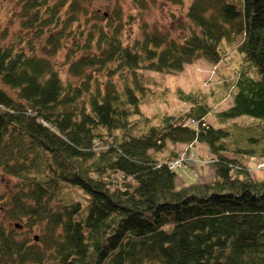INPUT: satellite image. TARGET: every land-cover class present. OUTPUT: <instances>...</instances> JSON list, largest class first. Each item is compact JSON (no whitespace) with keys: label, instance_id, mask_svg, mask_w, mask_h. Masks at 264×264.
<instances>
[{"label":"trees","instance_id":"1","mask_svg":"<svg viewBox=\"0 0 264 264\" xmlns=\"http://www.w3.org/2000/svg\"><path fill=\"white\" fill-rule=\"evenodd\" d=\"M86 1L18 0L25 36L0 30V172L17 179L0 187V264H264V171L240 160L264 156V0H192L180 38L148 29L128 42ZM69 38L76 82L52 60ZM224 42L243 65L217 118L256 121L245 138L206 125L207 106L183 92L191 111L134 119L142 71L221 56ZM194 142L207 146L213 177L179 185L176 157L158 153Z\"/></svg>","mask_w":264,"mask_h":264},{"label":"rangeland","instance_id":"2","mask_svg":"<svg viewBox=\"0 0 264 264\" xmlns=\"http://www.w3.org/2000/svg\"><path fill=\"white\" fill-rule=\"evenodd\" d=\"M191 1L184 0L182 4H175L168 0H87L85 4L93 15L95 12L100 14L108 12L115 18L116 23H122L121 37L124 42H128L142 36L148 29L167 31L170 36L180 38L188 32L190 20L187 18V10ZM229 1L238 4V0ZM21 15L22 7L18 0H0V30L7 31L10 40H19L25 36L26 30L21 29ZM91 21L97 22L96 19ZM181 25L183 28L180 27ZM28 37L32 43L39 45L37 39L31 35ZM77 42L83 43L84 39L79 38ZM73 44L74 40L71 38L66 40L52 60L65 80L68 78L76 82L77 80L68 72L69 63H66V53ZM74 53L77 56L84 54L78 50ZM242 65L243 58L237 51V45L224 42L221 56H214L211 59L200 58L171 73L142 71L143 90L138 91L141 98V113L134 115V119H140L141 124L149 122L150 125H156L165 115L179 116L191 111L195 105L192 101H184L180 98V93L183 92L197 99L198 103L207 106L208 114L204 117L206 125L215 128H229L235 136L245 138L250 133L249 129L246 131L245 128L255 125L256 121L242 117L222 123L217 118L218 113L233 104V83ZM99 77L104 79V74ZM193 127H197L196 122ZM244 138H242V144L245 145ZM258 153L260 152L257 151ZM171 156L176 157L172 164H175L174 168L180 175L179 185L209 182L212 179L211 154L205 144L194 142L192 145H174L169 143L166 149L158 153L159 159H168ZM228 156H232L231 153ZM240 160L258 175L264 171V156L246 155L240 157ZM15 182H17L16 178L2 175L0 172V187L3 192ZM20 231L26 233L27 229L22 228ZM26 234L34 237L38 232Z\"/></svg>","mask_w":264,"mask_h":264},{"label":"built area","instance_id":"3","mask_svg":"<svg viewBox=\"0 0 264 264\" xmlns=\"http://www.w3.org/2000/svg\"><path fill=\"white\" fill-rule=\"evenodd\" d=\"M188 123H189V124H190V123H193V121H190V122L188 121L186 124H188ZM174 166H175V164H174V163H173V164H171V168H174Z\"/></svg>","mask_w":264,"mask_h":264},{"label":"water","instance_id":"4","mask_svg":"<svg viewBox=\"0 0 264 264\" xmlns=\"http://www.w3.org/2000/svg\"><path fill=\"white\" fill-rule=\"evenodd\" d=\"M35 239H38V237H37V236H35Z\"/></svg>","mask_w":264,"mask_h":264}]
</instances>
